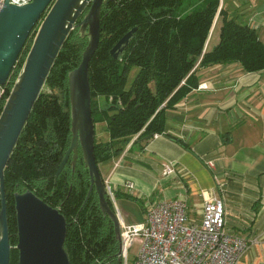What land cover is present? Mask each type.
Returning a JSON list of instances; mask_svg holds the SVG:
<instances>
[{"label":"trees","instance_id":"1","mask_svg":"<svg viewBox=\"0 0 264 264\" xmlns=\"http://www.w3.org/2000/svg\"><path fill=\"white\" fill-rule=\"evenodd\" d=\"M222 0H104L100 37L89 62L88 79L94 126L103 124L107 141L94 135L96 164L145 144L164 133L165 112L199 84L198 72L213 65L239 63L245 72L264 70V44L257 31L238 20ZM81 19V18H80ZM78 20V22L80 21ZM218 24V25H217ZM218 26V41L208 48ZM136 27L121 61L110 49ZM27 40L8 81L0 87V114L31 48ZM88 42L74 28L67 36L4 170L5 202L12 246L9 264H17L14 194L31 191L57 209L67 223L64 249L70 264H116L120 259L114 224L90 190L81 151L70 157L57 178L71 133L68 74L81 61ZM133 68L135 77L128 85ZM150 136L139 142L142 138ZM112 210V203L107 198Z\"/></svg>","mask_w":264,"mask_h":264},{"label":"crops","instance_id":"2","mask_svg":"<svg viewBox=\"0 0 264 264\" xmlns=\"http://www.w3.org/2000/svg\"><path fill=\"white\" fill-rule=\"evenodd\" d=\"M221 4L264 44V0ZM211 37L208 48L218 41ZM198 76V87L165 112L164 133L145 144L131 142L99 163L101 177L127 224L141 223L148 207L176 198L186 202L188 220L199 223L204 201L221 199L226 231L248 242L238 264H264V70L245 72L231 63L201 69ZM103 131L95 124L97 140L107 141Z\"/></svg>","mask_w":264,"mask_h":264},{"label":"water","instance_id":"3","mask_svg":"<svg viewBox=\"0 0 264 264\" xmlns=\"http://www.w3.org/2000/svg\"><path fill=\"white\" fill-rule=\"evenodd\" d=\"M103 1L30 0L24 5L5 1L0 10V87L8 81L27 40L34 34L22 71L0 114V264H9L12 249L9 242L4 170L62 45L76 27L80 31L87 30L84 36L88 42L79 65L68 74L72 138L53 177H58L70 157L74 165L78 151H81L90 177V190L94 188L101 211L114 224L120 254L119 222L115 211L108 204L104 180L95 160L94 122L88 79L89 62L99 43ZM136 31V27L130 29L110 49L109 54L114 60L123 59ZM14 202L17 264H70L64 249L67 232L64 216L31 191L14 194ZM116 264H122L121 259Z\"/></svg>","mask_w":264,"mask_h":264},{"label":"built area","instance_id":"4","mask_svg":"<svg viewBox=\"0 0 264 264\" xmlns=\"http://www.w3.org/2000/svg\"><path fill=\"white\" fill-rule=\"evenodd\" d=\"M24 5L30 0H0ZM213 168L211 162H207ZM172 170L166 167L164 173ZM106 197L114 203V192L104 182ZM126 188L132 189L131 182ZM183 199L161 200L147 208L145 219L139 224L125 223L115 211L120 227V254L127 264L128 252L137 243L138 250L131 264H238L248 249V242L225 229V205L217 197L204 201L199 223L186 216Z\"/></svg>","mask_w":264,"mask_h":264},{"label":"rangeland","instance_id":"5","mask_svg":"<svg viewBox=\"0 0 264 264\" xmlns=\"http://www.w3.org/2000/svg\"><path fill=\"white\" fill-rule=\"evenodd\" d=\"M226 5H224V7H225ZM228 10V9H227ZM218 25V24H217ZM215 26V28H214V31H213V34L211 33V36L213 35V39L214 38H216L217 36H218V26ZM79 33H80V35H82V36H84V35H86L87 34V30H85V31H80L79 30ZM210 36V38H212ZM33 37H34V34L32 35V38L31 39H33ZM209 46H210V43H209ZM134 71H136L137 72V69L136 68H133L132 70H131V72H130V74H129V77H128V85H130L131 83H132V81H133V78L135 77V72ZM42 89H45V87L44 88H42ZM46 90V89H45ZM0 93H2V91H0ZM96 133H97V129H96ZM106 132L105 131H103V134H105ZM137 250H138V245H137V243L135 244H133L132 245V247L130 248V250H129V252H128V262H127V264H131V261H132V259H133V257L135 256V254L137 253Z\"/></svg>","mask_w":264,"mask_h":264},{"label":"clouds","instance_id":"6","mask_svg":"<svg viewBox=\"0 0 264 264\" xmlns=\"http://www.w3.org/2000/svg\"><path fill=\"white\" fill-rule=\"evenodd\" d=\"M16 2H18V0H13V3H16Z\"/></svg>","mask_w":264,"mask_h":264}]
</instances>
